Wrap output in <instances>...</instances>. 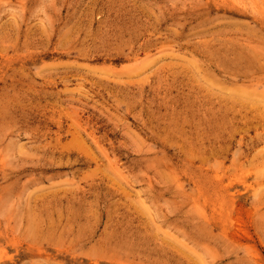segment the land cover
I'll list each match as a JSON object with an SVG mask.
<instances>
[{
	"label": "rangeland",
	"instance_id": "obj_1",
	"mask_svg": "<svg viewBox=\"0 0 264 264\" xmlns=\"http://www.w3.org/2000/svg\"><path fill=\"white\" fill-rule=\"evenodd\" d=\"M0 264H264V0H0Z\"/></svg>",
	"mask_w": 264,
	"mask_h": 264
}]
</instances>
